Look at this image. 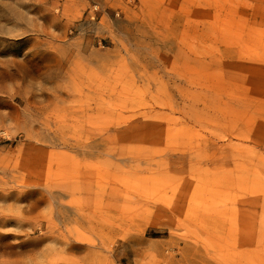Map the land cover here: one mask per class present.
<instances>
[{"label":"rangeland","instance_id":"374dc122","mask_svg":"<svg viewBox=\"0 0 264 264\" xmlns=\"http://www.w3.org/2000/svg\"><path fill=\"white\" fill-rule=\"evenodd\" d=\"M0 264H264V0H0Z\"/></svg>","mask_w":264,"mask_h":264}]
</instances>
